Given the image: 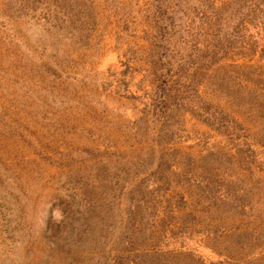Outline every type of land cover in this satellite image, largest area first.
<instances>
[{
  "label": "rangeland",
  "instance_id": "obj_1",
  "mask_svg": "<svg viewBox=\"0 0 264 264\" xmlns=\"http://www.w3.org/2000/svg\"><path fill=\"white\" fill-rule=\"evenodd\" d=\"M0 264H264V0H0Z\"/></svg>",
  "mask_w": 264,
  "mask_h": 264
}]
</instances>
